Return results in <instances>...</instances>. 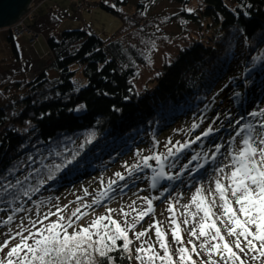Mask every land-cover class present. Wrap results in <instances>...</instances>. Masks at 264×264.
I'll list each match as a JSON object with an SVG mask.
<instances>
[{
	"label": "trees",
	"instance_id": "16d2710c",
	"mask_svg": "<svg viewBox=\"0 0 264 264\" xmlns=\"http://www.w3.org/2000/svg\"><path fill=\"white\" fill-rule=\"evenodd\" d=\"M166 1L181 10L161 17L163 21L147 14L156 0H136L133 13L125 11L130 0L98 2L102 11L122 24L105 41L86 28L59 31L64 12L54 7L40 11L39 5L46 1L33 0V18L23 24L38 39L45 37L52 60L31 80L27 74L30 60L23 56L18 37L13 28L3 29L10 55L2 59L6 67L0 71V176L6 181L23 180L40 166L39 159L47 157L54 144L74 140L78 148L85 133L94 130L96 137L77 158L78 167L69 166L55 180L39 175L45 180L40 190L31 200L21 195L12 205H0L4 209L0 219L21 204L25 211L17 214L41 202V207L49 204L62 189L104 171L139 146L153 144L160 133L177 128L188 118L209 112L212 116L227 96L232 101L238 97L240 105L247 91L251 100L250 86L264 75V62H254L264 56V0H198L191 13L185 9L190 0ZM170 24L180 28L174 53L164 55L160 68L139 90L137 80L143 69L151 68L159 47L166 43L160 32ZM189 26H196L197 32ZM48 70L56 76L51 78ZM211 137L203 136L195 145ZM15 169V175H9ZM149 171L140 174L150 177ZM29 184L39 186L38 179L25 181L24 187ZM97 262L106 264L99 257ZM117 264L137 262L124 258Z\"/></svg>",
	"mask_w": 264,
	"mask_h": 264
},
{
	"label": "snow or ice",
	"instance_id": "6c2138e0",
	"mask_svg": "<svg viewBox=\"0 0 264 264\" xmlns=\"http://www.w3.org/2000/svg\"><path fill=\"white\" fill-rule=\"evenodd\" d=\"M152 46L155 48L154 44ZM254 62H264V56L254 58ZM249 115L260 119L256 123H241L244 119L241 117L230 123L234 133L228 139V150L224 159L216 165L215 175L209 181L208 188L203 184L196 187L190 202L182 206L180 216H177L175 204L169 203V231L172 244L176 246L174 252L161 221H154L147 229L136 231L145 217L154 214L153 199L147 197H140L146 205L142 210H137L135 201L128 205V210L121 208V220L113 218L116 209L107 207L105 214L94 216L87 225L80 224L90 214L89 209L102 205L109 198L113 186L125 180V176L117 172L116 179L109 180L107 187L97 193L91 203H80L82 198L78 197V206L69 215L64 214L66 206L61 208L58 205L54 206L56 211L49 209L41 214L39 209L43 202L36 204V218H22L17 229H9L6 233L8 238L0 242V264H98L97 257L105 260L106 264H117L118 259L132 260L134 240L139 241V246L134 250L137 264H264V109ZM212 132L213 129L209 127L203 136H209ZM95 137L94 130L85 133L78 148L74 140L54 144L47 150L48 156L39 159L40 166L29 171L23 180L17 177L14 182L6 181L0 176V205H12L21 195L31 200L32 194L45 184L39 175L46 174L47 180H55L57 174L69 166L78 167L77 158ZM196 139L201 137L197 136ZM153 147H156L155 143ZM188 147V143L177 142L167 148L166 154L154 152L142 157V164L138 162L131 168L125 167L129 176L151 169L152 186L156 187L160 180L179 178L166 174L165 161L169 157L173 158V163L167 167H175V160ZM222 147L216 144L215 153H220ZM49 157L50 162L45 163ZM198 158L199 154L191 156L189 164ZM212 160L216 161L215 155ZM150 161H155L159 167L153 168ZM31 163L37 161L31 160ZM183 167L188 170V164ZM196 167L199 170L204 165L198 164ZM17 170L10 171L9 175L14 176ZM33 178L38 179L39 186L32 187L29 184L24 187L25 181ZM3 210L0 207V211ZM22 211H25L22 204L13 207L12 214L0 223L12 224L16 214ZM53 216L55 220L51 219ZM23 220H27V226ZM153 229L155 241L150 237L144 239ZM130 232L134 240L130 238ZM184 232L191 237L187 243L183 239ZM120 241L122 243H118ZM5 249H8L7 252ZM113 253H119L120 256H114Z\"/></svg>",
	"mask_w": 264,
	"mask_h": 264
},
{
	"label": "rangeland",
	"instance_id": "374dc122",
	"mask_svg": "<svg viewBox=\"0 0 264 264\" xmlns=\"http://www.w3.org/2000/svg\"><path fill=\"white\" fill-rule=\"evenodd\" d=\"M45 1L46 3L43 4L41 8L39 5L38 10L40 9V11L46 12L48 7H54L61 9V11L64 12L59 25V31H74L86 28L97 34L101 39L107 41L115 36L121 29L122 24L119 18L105 13L97 6L98 2L106 0H80V3L82 2L84 7L81 5L77 6V4H79L78 0ZM135 1L130 0L129 5L125 8L127 13L134 12ZM32 3L27 8L24 16L10 27L17 28L23 26V24L20 23L22 19V22L26 20L28 24V22L33 18L32 15L35 10V8H32ZM79 6H81L82 9H80ZM197 6L198 0H190V4L185 9L191 13L197 8ZM180 10V6L170 4L166 0H156L154 5L149 7L147 14L150 18L158 17L162 20L161 17H165L169 13H179ZM189 27H191L192 32H197L196 26ZM163 32H160V34L165 37L166 43L159 47L158 53L151 63V68L142 70L136 83L139 90H143L146 87V83L151 80L152 74L160 68L164 55H172L174 53V46L178 43L177 36L180 34L179 26L176 24H170L168 26L164 25ZM4 35L5 32L3 29L0 30V71L4 66L2 64L5 63L2 59L7 58L10 55ZM170 37L174 38L173 41ZM33 38L34 35L29 33H24L22 34V37L17 38V44L23 56L30 60L31 69L29 68L30 70L27 73L30 80L40 73V70H42L44 66L48 65L52 60L45 37L41 35L39 39H35L34 41ZM48 71L51 78L56 76V73L53 70ZM250 89L253 92V96H250V101L247 98V91H244L243 103H240V105L238 103L240 100L238 97L232 101L229 99V96H227L218 108V112L216 111L212 116L209 112L208 114L200 115L196 119L188 118L185 122L179 123L180 126L177 128L160 133L154 142L156 145L155 148L153 147L154 143L139 146L138 148L132 150L130 154L120 157L104 171L95 175H88L82 179V182L79 184L62 189L58 192L55 199L52 202H49V204L41 207L39 212L43 214L49 211V209L56 211V207L54 206L58 205L61 208L66 206V212L64 214L69 215L78 206V197L82 198L80 203H91L97 193L103 191V188L107 187L109 180L116 179L115 174L119 172L125 176V180L118 181L117 185L113 186V190L109 192V195L111 196L104 201L105 203L102 205H95L93 206V209H89L88 211L90 214L81 220L80 224L87 225L94 218V216L105 214L107 207L116 209V212L113 213V218L121 220L122 217L119 214V210L121 208L128 210V205L135 201L134 206L137 210H142L146 208V205L140 197H147L149 199H153L154 214L145 217L141 224L137 226L136 231H143L154 221H161V226L168 233V241L172 245L174 252L176 246L172 244L171 233L169 231V203L175 204L177 216H180L182 206L190 202L191 196L195 192L196 187L203 184L205 188H208L209 181L212 180L215 175L214 169L216 168V165L224 159V155L228 150V139L230 135L234 133V129L229 126L230 123L235 122L241 117H244L241 123H247L249 121L256 123V121L260 119L259 117L255 119L252 118L249 113L264 109V75L261 76L260 79L255 80V85L250 86ZM217 119L218 121H216ZM194 125H196V127H193ZM209 127L214 130L210 140L207 141L206 139H203L195 145L198 141L196 139L197 136L203 137V133L207 131ZM236 127L239 126L237 125ZM192 141H195V143H192ZM177 142L181 144L188 143V153L181 155L177 160H175V166L177 167L176 170L174 167H167V165L173 163V158L169 157L165 161V172L167 175H171L173 177L178 176V179H173L168 183L160 180L156 187H153L151 182L153 172L151 169H148L152 174H150V177H148L149 174H140V172H134L133 175L129 176L125 165H127L128 168H131L132 165L137 164L138 162L142 163V157L152 155L154 152L166 154L167 147H172L173 145H176ZM216 144L223 145L220 153H215ZM137 153H140V155H137ZM197 154H199L198 160L192 161L191 164H189L191 156ZM214 155L216 156L215 162L212 160ZM136 157L138 158L135 160ZM149 163L153 168L159 167L156 165L155 161H150ZM186 164H188V170H185L183 167ZM198 164H203L204 168L197 170L196 166ZM101 180H103V187L101 186ZM125 184L127 187H122ZM85 190L88 192L87 196H85ZM29 209L31 211H29ZM36 211V208L33 209L30 207L26 209V212L17 214L15 221L12 224L3 225L0 223V242L8 238L6 233H8L9 229H17V225L21 223L22 218L31 217L32 219H35ZM8 215L10 214L3 213L0 222L5 220ZM51 219L55 220L56 217L53 216ZM180 219L182 220L183 217L181 216ZM23 223L27 226V220H23ZM182 235L185 243H187V241L191 238L187 232L182 233ZM129 236L134 240L133 233L130 232ZM149 237L153 242L155 241L154 229L150 231L148 233V237H145L144 239H148ZM12 243L15 244L16 241H12ZM138 246L139 241L134 240L132 245L134 260V250ZM7 250L8 249H5L4 251L7 252ZM195 258L196 257H194V259ZM204 258L206 259V257Z\"/></svg>",
	"mask_w": 264,
	"mask_h": 264
},
{
	"label": "water",
	"instance_id": "95a60500",
	"mask_svg": "<svg viewBox=\"0 0 264 264\" xmlns=\"http://www.w3.org/2000/svg\"><path fill=\"white\" fill-rule=\"evenodd\" d=\"M33 0H0V29L17 23Z\"/></svg>",
	"mask_w": 264,
	"mask_h": 264
},
{
	"label": "built area",
	"instance_id": "2783aa9c",
	"mask_svg": "<svg viewBox=\"0 0 264 264\" xmlns=\"http://www.w3.org/2000/svg\"><path fill=\"white\" fill-rule=\"evenodd\" d=\"M79 5H81L82 7H84L83 3H80ZM81 6H79L80 9H82ZM20 23L23 24L24 22L21 21ZM11 28H13V30L15 32V35L18 38L22 37V34H24V33H27V34L29 33L31 35H34L33 41L35 39H38V37L33 33V31H31L29 28H27L24 24H23V26H20V27H17V28L16 27H11Z\"/></svg>",
	"mask_w": 264,
	"mask_h": 264
}]
</instances>
